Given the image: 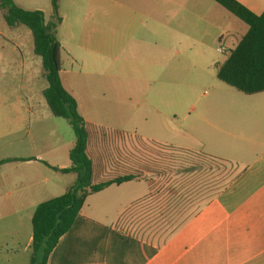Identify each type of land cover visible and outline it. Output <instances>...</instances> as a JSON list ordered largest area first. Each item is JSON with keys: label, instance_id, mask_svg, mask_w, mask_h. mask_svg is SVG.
I'll return each mask as SVG.
<instances>
[{"label": "crops", "instance_id": "1", "mask_svg": "<svg viewBox=\"0 0 264 264\" xmlns=\"http://www.w3.org/2000/svg\"><path fill=\"white\" fill-rule=\"evenodd\" d=\"M237 1L264 11V0ZM63 10L59 76L87 124L219 156L240 173L159 244L142 235L133 214L121 218L148 192L147 181L111 184L86 197L45 264H264V92L218 86L208 96L194 89L201 69L218 67L247 26L238 30L214 0H68ZM219 47L227 53L222 61L214 54ZM0 122L4 135V111ZM39 122L20 137L21 153L10 159L19 164L3 186V196L19 202L16 234L29 246L36 205L76 178L60 171L70 166L75 138ZM93 164L95 182L110 173L103 160Z\"/></svg>", "mask_w": 264, "mask_h": 264}, {"label": "trees", "instance_id": "2", "mask_svg": "<svg viewBox=\"0 0 264 264\" xmlns=\"http://www.w3.org/2000/svg\"><path fill=\"white\" fill-rule=\"evenodd\" d=\"M214 1L247 26L217 67V79L244 94L264 92V11L255 14L237 0ZM51 7V17L45 21L41 10H27L13 0H0L6 24L10 27L22 24L30 30L33 52L41 58L47 81L42 91L45 103L52 115L68 121L75 136L69 150L70 166L60 171L74 172L76 178L62 194L36 205L31 216L28 264L46 263L88 195L111 184L139 178L147 181L148 192L134 201L121 218L133 214L148 234L154 237L164 234L162 240H166L238 176V165L205 152L87 124L78 112L74 97L60 80L56 29L61 18L57 0H51ZM88 143L93 157L88 154ZM95 157L103 160L110 171L97 182L94 181Z\"/></svg>", "mask_w": 264, "mask_h": 264}, {"label": "rangeland", "instance_id": "3", "mask_svg": "<svg viewBox=\"0 0 264 264\" xmlns=\"http://www.w3.org/2000/svg\"><path fill=\"white\" fill-rule=\"evenodd\" d=\"M15 3L23 9L41 10L45 20H49L51 17V0H15ZM67 4L68 0H57V6L60 7L57 11L58 14L59 11H64L63 9ZM234 18L238 24V30L242 31L246 28L242 21L235 16ZM58 33L60 38L66 37L64 27L59 28ZM122 43L120 41L121 45ZM215 45L220 46L218 42ZM214 52L217 61H222L227 54L217 50ZM62 60L65 62L63 54ZM216 69L217 64L204 66L201 69L202 79L195 85V94L207 93L206 95L209 96L218 86L234 90L217 79ZM46 86L47 81L41 58L33 52L30 30L22 24L13 27L8 26L0 9V111H4L6 125L3 130L4 135L0 134V264H28L29 261V240L22 231L19 235L16 234L17 215L13 214L12 211V209L14 211L19 209V202L17 199L10 200L3 196V186L9 183V178L12 175L11 166L12 164L13 166L19 164L10 163V159L18 157L21 153L19 148L20 137L25 134L29 122L35 125V120H40L38 125L45 124L46 126L58 127L59 136L65 140L75 138L68 121L56 117L50 112L42 94ZM91 155L93 157L92 151ZM14 168V172L18 173L19 167ZM137 227L143 232L142 235L151 238L148 240L151 243L159 244L162 241L164 234L154 237L144 230L142 224Z\"/></svg>", "mask_w": 264, "mask_h": 264}, {"label": "built area", "instance_id": "4", "mask_svg": "<svg viewBox=\"0 0 264 264\" xmlns=\"http://www.w3.org/2000/svg\"><path fill=\"white\" fill-rule=\"evenodd\" d=\"M218 51H219L220 53H226V50H225L224 48H221V47L218 48Z\"/></svg>", "mask_w": 264, "mask_h": 264}]
</instances>
